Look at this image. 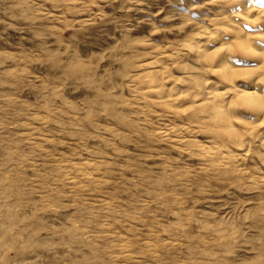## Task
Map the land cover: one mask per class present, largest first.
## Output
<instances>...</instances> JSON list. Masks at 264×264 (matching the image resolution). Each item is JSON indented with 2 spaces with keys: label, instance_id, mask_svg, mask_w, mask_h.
<instances>
[{
  "label": "rangeland",
  "instance_id": "rangeland-1",
  "mask_svg": "<svg viewBox=\"0 0 264 264\" xmlns=\"http://www.w3.org/2000/svg\"><path fill=\"white\" fill-rule=\"evenodd\" d=\"M248 7L264 0H0V264H264L262 116L209 121L189 97L223 87L195 36ZM254 13L233 50L264 36ZM158 75L178 103L148 91Z\"/></svg>",
  "mask_w": 264,
  "mask_h": 264
},
{
  "label": "bare ground",
  "instance_id": "bare-ground-1",
  "mask_svg": "<svg viewBox=\"0 0 264 264\" xmlns=\"http://www.w3.org/2000/svg\"><path fill=\"white\" fill-rule=\"evenodd\" d=\"M263 11L261 10V11L256 12V10H254V9L252 10V8L248 7L245 10L241 9L240 12L239 11H237L236 13L231 12L232 14L229 15L228 17L223 16V17L227 18V20L225 19L224 22L221 21L222 23H217L218 22L217 21L216 24L214 25L216 30L218 27L224 25L223 28L220 27L222 29V32L214 33L216 31L215 30L213 32L214 36H212V35L207 36L204 33L201 35V36H204V39H198V38H201V36H197L198 34L195 36L196 38L194 39V42H196V43H194V45H193L194 48L196 49L198 54L199 53L201 54L202 62L207 67V70L210 71V73H213V75L217 79L218 78L220 79V81L218 83L219 85L221 83L223 85V87L222 86L219 87L217 84L216 85L218 87L217 86H208L207 87L206 82H203V83L198 82L197 84H199V85H197V86L194 85L193 87H191V84H190L191 94L189 95V97L195 99L199 95L202 96L200 100L203 101L204 106H205V110H207L206 112H208L207 114H209V115H205L204 117H206V118L208 117V120L211 117H213V118L215 117V118H220L221 121L224 122L225 119L227 118L226 116H228L227 109L230 106H232L233 110L244 108L248 112H251V113L256 112L258 117H259V115L262 116L261 119H262V122H264V93H262V91H260L258 88H256L257 85H255V84H258L256 82H262L263 86H264V53H261V52L257 53L256 51L253 50V48L251 46L253 44L249 45V43L253 42L252 39H254V37H255V36L251 35L252 33L250 34V32L247 35L245 33L246 36H243L245 38L240 43L237 42V40L234 38L235 39L234 41L239 43L237 45L238 50L237 49L233 50V46H230V44L226 41V38H225L228 36V34L230 35V33L232 31H233V33L235 32L236 34H238V32H239V34H240L241 28L243 26H246V27H248V26L253 27L255 25L258 26V23H256L257 20H255V19L249 20L250 18L248 19L247 16L249 17L250 12H255L254 13L255 18L260 16V19H261V16H264ZM215 21L216 20H214V23H215ZM263 23H264V21L262 22V24ZM214 26L212 25L211 27L213 28ZM234 29L238 32L234 31ZM230 36H232V34ZM251 36H253L252 39H251ZM237 37L239 38V36H237ZM257 37H259V38L261 37L264 40V36H257ZM259 38L255 37V39H257V40ZM190 39H192V38H190ZM190 39H189V41L187 40L189 43L191 42ZM231 39H233V38H231ZM202 40L205 43L202 42L203 44H201ZM192 41H193V39H192ZM258 42H259V40H258ZM209 43H217V44H219L220 47H218L216 49L209 50V48L207 47V44L209 45ZM191 44H193V43H191ZM230 47H232V49H230ZM200 54H199V57H200ZM252 65H255V66H252ZM248 75H249L248 81H250L252 83L254 82L255 84L254 83H253V85L248 84L247 86L250 85L252 87H248V88L245 87L244 89L237 88L236 85L234 84V82L238 78H240V79L245 78L246 79V77H248ZM194 79L196 80V77ZM194 79H192V82H191L192 84H195ZM148 80H152V79H148ZM167 80H165L164 77H161V75L160 76L158 75L157 78L155 79V81L153 82L154 85H152V86L147 85L150 87L147 89H148V91H150V89H152L151 92L154 93L158 97L161 95V91L163 90L164 94L161 95V97H160V98H162V102L164 104L166 103V101L168 103H171V104H176L180 101L181 97L175 92L174 87L170 88V89L169 88L163 89L165 87L164 85L166 84ZM193 80H194V82H193ZM245 81H247V80H245ZM151 83H152V81H151ZM210 84H212V83L209 82V85ZM213 84H215V82ZM232 103H234V106ZM171 104H169V105H171ZM230 104H232V105H230ZM199 106H200V104H199ZM202 109H204V107ZM203 115H204V113H203ZM210 115H211V117H210ZM220 128H222V127H220ZM200 146H202V145H200ZM93 168H95V167H93ZM150 247H152V246H150Z\"/></svg>",
  "mask_w": 264,
  "mask_h": 264
},
{
  "label": "snow or ice",
  "instance_id": "snow-or-ice-1",
  "mask_svg": "<svg viewBox=\"0 0 264 264\" xmlns=\"http://www.w3.org/2000/svg\"><path fill=\"white\" fill-rule=\"evenodd\" d=\"M252 66H255V65H252Z\"/></svg>",
  "mask_w": 264,
  "mask_h": 264
}]
</instances>
